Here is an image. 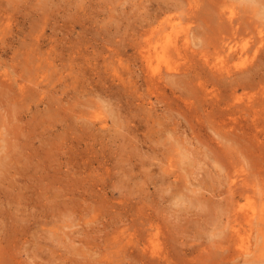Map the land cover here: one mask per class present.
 I'll return each mask as SVG.
<instances>
[{
    "label": "rangeland",
    "instance_id": "rangeland-1",
    "mask_svg": "<svg viewBox=\"0 0 264 264\" xmlns=\"http://www.w3.org/2000/svg\"><path fill=\"white\" fill-rule=\"evenodd\" d=\"M173 1L0 0V255L9 264H233L205 253L229 214L228 184L217 179L206 154L214 149L232 171L255 130L261 142L249 143L264 154V111L255 128L239 105L246 142L238 129L225 136L223 119L242 89L232 93L217 80L220 98L201 95L199 78L214 76L196 56L189 77L166 78L164 92L148 86L134 41L150 15ZM166 13L180 20L175 10ZM44 38L37 58L35 41ZM259 59L264 64L263 53ZM262 66L252 72V91L264 87ZM114 68L136 83H114ZM41 79L46 91L38 95L33 83ZM16 80L27 86L23 98ZM226 143L236 153H227ZM196 187L202 188L196 193ZM177 192L199 201L180 205ZM131 235L135 241L125 245Z\"/></svg>",
    "mask_w": 264,
    "mask_h": 264
},
{
    "label": "bare ground",
    "instance_id": "bare-ground-1",
    "mask_svg": "<svg viewBox=\"0 0 264 264\" xmlns=\"http://www.w3.org/2000/svg\"><path fill=\"white\" fill-rule=\"evenodd\" d=\"M48 4L49 2L46 5ZM171 10H175L176 13H179L178 18H180V20H176L171 15L166 13L167 11H171ZM148 20L149 21L147 23H144L142 25V29L140 30V33L138 34V39L134 41L135 44L133 45V48H134V52L137 54V56L135 55V57H139V60L141 62L142 68L141 66L140 68L143 69L147 75L144 77L145 79L147 78L146 81L148 80L149 83L147 82V84L149 87H155L157 88V90L160 89L161 91L164 92L166 90L165 84H167L169 80L168 78L174 77V76L179 78L178 74H183V73L185 74L187 72H190L191 68L193 67L192 64H194L196 60H198L197 59L198 57L200 61H203L206 64V67L208 69L206 70L208 71V73L210 71L213 74L212 76H214L212 77L213 79L211 78L212 81L210 79L211 82H205L199 78L200 81H197V83L200 84V87L202 88V93L200 92L201 95H203L204 97L211 96L213 100H217L218 98H220L222 96V93H221L222 89L220 88V83L222 82V80H224V83H221L222 84L221 86L224 87L225 89H230L232 93L236 94L237 89H242L241 96L234 95L232 98V102L234 103H232L230 106H234L233 107L234 112L233 110L231 111L232 108L230 107L231 109L229 111L231 112H229V115H230L228 117L229 119H227V121L226 119H223V121L225 120V122L223 123V127L226 129L225 131H223L225 132V136L226 134L229 133L228 138L232 137V134H235L237 129L239 130L238 132L240 134L241 127H242L241 123L243 120L241 121V118H242L241 116L238 117L235 115V111H236L235 108H238V106L241 104L243 106L239 111L245 110L244 111L245 113L246 112L250 113V116L253 118L252 121L254 122L253 126L255 128H257L260 125L259 116L264 111V87L262 86L258 90H255V91H252L251 89L255 88L256 86L255 82H253V79L255 81L256 78H254V75L252 74V72H254L256 68L257 69L255 71L257 72L258 69H260L262 65L264 66V64H262L260 61L261 59H259L260 55L262 57V53L264 56V0H175L170 4L168 3L167 5L159 6L156 12L150 15V18ZM45 39L46 38L41 39V40L38 39L37 42L35 41V45L38 46L35 48L36 50L38 49L39 51L40 49L39 47L45 42ZM204 43H206V47L203 46V48H200ZM133 48L131 49L133 50ZM0 50H1V47H0ZM36 50H33V52L30 54L33 55L34 51ZM38 51L36 52V56L34 54L32 57L35 56L39 58L40 51L39 52ZM48 55H50V53ZM195 56H196V60H195ZM199 60L197 62H199ZM38 63H39V60H38ZM122 63L123 61L119 59V64H122ZM37 66H39L40 68L41 64L40 65L37 64ZM37 66L35 64V67ZM201 68L199 69L200 71L202 70ZM195 69L197 70V68ZM129 70H126L127 74ZM197 71H196V74H199V72ZM207 71L204 70V72H207ZM191 72L193 73L192 70ZM208 73H207V76L209 77ZM186 75H188L186 77H189L188 73ZM183 76L184 75H182L181 77L180 75L181 78H183ZM196 76L198 77V75ZM176 77L174 78L176 79ZM166 78H167V82L165 83L164 80ZM194 79L192 80L193 83H195L196 81V79L195 81ZM107 80L108 79H106V81ZM185 80L187 81L188 79H185ZM217 80L221 82H218ZM35 81L36 82L33 84L34 86H36V88L32 87L34 91L36 89L38 93V91L41 89L42 91L43 89L45 90V87H44L45 84H43V82L46 83L47 81L46 79L45 80H42V79L35 80ZM112 81H114V83L118 81V83L125 84V85L127 84V86L130 82H134L132 81L131 77L125 76V73L119 72L115 68L113 70ZM186 81H183V82L186 83ZM107 82H111V80ZM183 82L182 84L185 85V83ZM134 83H136V81ZM188 83H189V80H188ZM197 83H195L193 85L194 87H191V88H195ZM16 84L19 86V89H20L19 91L23 98V96L26 95L24 91H27L25 90L27 86L25 83H20L18 80H16ZM50 84H51V81H50ZM182 87L187 89L186 86H182ZM32 88H30L29 90V94L30 92H32L31 95L34 93L32 91ZM195 89L198 91L197 88ZM200 90L201 89H199V91ZM61 92H64V91H61ZM22 93H24L25 95H23ZM40 93H38V95H41ZM190 93L192 92L190 91ZM200 93L198 94L199 97H201ZM193 94H191V98L192 96L195 95ZM38 95L36 94V96ZM196 96L197 95H195V98ZM157 97L159 98V96ZM98 98L101 99V97H99V94H98ZM195 98L194 100H196ZM30 101H28V103ZM107 101L109 100L107 99ZM191 102L193 103V101ZM214 102L215 101H213V103ZM215 103L219 106L221 101H217ZM188 104L191 105V103H188ZM185 110L183 109L184 112L182 111V113H185ZM188 111L193 112L190 109ZM191 112H190V116H192ZM102 122L104 121L102 120ZM86 123L91 124L88 122ZM244 125L246 126V124ZM250 126H252V124ZM169 129L170 128H168L167 133H170ZM260 130L262 129L260 128ZM243 132L244 133L241 132L243 134L241 139L242 141L246 142L245 139L247 137L244 138V135H246L245 133L246 131L243 130ZM252 132H255L254 134L257 139V142H261L259 140V134L256 133V130ZM252 132L249 134H252ZM171 133L173 134V136H175L174 131H172ZM237 135L238 134L236 133V136ZM222 137L224 138V135ZM255 137L253 138L255 139ZM253 138H250V140L252 141ZM237 139H239V137ZM250 140L248 141L250 142ZM178 141L183 142V140H178ZM249 142L245 145L247 146V149L239 147L241 148L239 156L241 155L242 157H240L239 159L240 163L237 166L235 164L234 165L235 167L232 169V171L226 168L222 160L223 156L221 157L220 154H219L220 157L217 156L218 153L217 155H215L214 149L209 148L210 149L209 153L206 154L207 155L206 158L209 156V158L211 159V161L209 159H206V160L212 163L211 167L214 169L213 171L216 172L217 179H219V176L224 177V181L225 179L226 181L221 182V183L228 184L227 189L225 188L227 191L228 197L226 200L227 202L224 205L226 206L225 210L229 214H227L228 216L225 221L226 224L224 225V227L222 226V230L212 233L213 236H217V239L218 238L219 239L218 240L216 238L213 239L215 240V241L212 240L213 248L212 249L205 248L206 250L205 253L211 254V255L213 254L216 257L217 255H219V257L222 256L223 259H227L226 261H231L233 264H235L234 260H236V264H264V172H263L264 169H262L264 168V162L261 163L262 161H264V158H262L261 156L263 153L261 152L259 153L255 151L252 148L253 146ZM207 143L210 144L209 142ZM228 143H231V142H228ZM228 143L226 144L228 145ZM237 143H236V146L238 147ZM222 144L223 142L221 143V145ZM211 145L214 146V143ZM218 145H220V143ZM232 145H230L231 147H229L228 145L229 148L227 150V153L229 154L230 152L228 151L229 150L231 151L233 149ZM248 145H251V146H248ZM236 146H234V148ZM214 147H216V145ZM186 148L188 150V146ZM201 149L204 150L203 148ZM217 149L219 150V146H217ZM184 151L185 150L181 152L183 157L184 155L187 156L188 154V153H184ZM190 151L193 152L192 149ZM235 151L236 150L233 149L234 153H236ZM194 152H195L194 155H196V151ZM223 152L225 151L223 150L221 155L224 154ZM179 153L180 152H178V154ZM197 153H199V155L197 154L198 156L197 155L196 156L200 157L201 153L200 152H197ZM227 153L225 154V156H227ZM7 155H9V153ZM189 156H190V159L192 160L191 155ZM236 156H235V159H236ZM4 157L6 156L4 155ZM258 157L260 159L262 158V161L260 159L259 160L256 159ZM263 157H264V154H263ZM224 158H225L224 160H227L226 157ZM3 160H6V159H3ZM187 160H189V158ZM184 162L187 164L186 160ZM191 162H194V165H195L194 160ZM235 163H238L237 159L235 160ZM173 165H174L173 162L168 163V166H173ZM209 170L211 171L210 173L212 174V169H209ZM216 175L214 177H216ZM211 177L213 180V176ZM202 187L192 188L191 190L197 193L200 191ZM200 193L202 195L204 194L202 192ZM175 199H176V203H179L180 205H182V204H185V202H188V201L191 202L192 201L191 199L193 200L195 199L199 201V196L197 194H192V197L190 198L184 192H179V193L177 192V194L175 195ZM225 210L223 211L225 212ZM150 235L151 233H149V237ZM134 241H135L134 236L132 237L131 235L130 239L126 241L125 245L131 242H134ZM3 249L4 248H0V253ZM152 252H155V250L154 251L151 250V253ZM162 255L165 256V253L163 252ZM8 257H5V255H0V262H3V264H9L8 262L9 259H7ZM12 264H14L13 261H12Z\"/></svg>",
    "mask_w": 264,
    "mask_h": 264
}]
</instances>
